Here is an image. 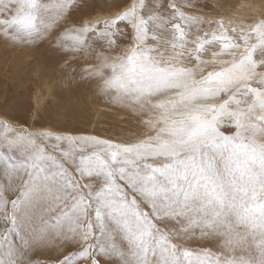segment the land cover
<instances>
[{
  "label": "snow or ice",
  "instance_id": "snow-or-ice-1",
  "mask_svg": "<svg viewBox=\"0 0 264 264\" xmlns=\"http://www.w3.org/2000/svg\"><path fill=\"white\" fill-rule=\"evenodd\" d=\"M87 4L0 0V44H51L142 131L114 142L0 119V264H264V16L126 0L64 23Z\"/></svg>",
  "mask_w": 264,
  "mask_h": 264
},
{
  "label": "rangeland",
  "instance_id": "rangeland-1",
  "mask_svg": "<svg viewBox=\"0 0 264 264\" xmlns=\"http://www.w3.org/2000/svg\"><path fill=\"white\" fill-rule=\"evenodd\" d=\"M55 3V0H49ZM126 0H88L64 22L68 26L114 16ZM209 19L241 22L264 16V0H197ZM121 31L125 32L123 26ZM96 37H91L90 43ZM89 64L80 61L88 68ZM75 69V71H73ZM80 67L49 43L13 47L0 44V119L29 130L92 135L114 142L134 140L142 131L140 116L112 103L94 83L81 80ZM0 135L3 130L0 129ZM42 259H47V255Z\"/></svg>",
  "mask_w": 264,
  "mask_h": 264
}]
</instances>
